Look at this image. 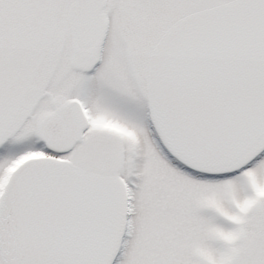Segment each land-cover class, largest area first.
I'll list each match as a JSON object with an SVG mask.
<instances>
[{
  "label": "snow or ice",
  "instance_id": "6c2138e0",
  "mask_svg": "<svg viewBox=\"0 0 264 264\" xmlns=\"http://www.w3.org/2000/svg\"><path fill=\"white\" fill-rule=\"evenodd\" d=\"M0 264H264V0H0Z\"/></svg>",
  "mask_w": 264,
  "mask_h": 264
}]
</instances>
